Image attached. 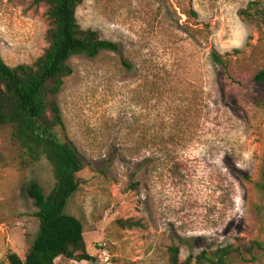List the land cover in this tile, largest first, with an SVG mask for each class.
<instances>
[{"label":"rangeland","instance_id":"374dc122","mask_svg":"<svg viewBox=\"0 0 264 264\" xmlns=\"http://www.w3.org/2000/svg\"><path fill=\"white\" fill-rule=\"evenodd\" d=\"M262 7L264 0L78 6L79 24L118 46L70 57L72 73L55 96L62 116L55 135L88 162L65 212L83 223L95 264H168L170 245L180 261L230 246L225 264H264V107L253 103L264 96L254 80L264 70V15L255 12ZM46 28L42 5L0 0L4 62H33ZM212 51L228 54L226 71ZM19 160L0 130V263L10 252L24 258L38 228L29 181L45 194L54 183L46 160L27 167ZM120 218L143 226L120 228Z\"/></svg>","mask_w":264,"mask_h":264},{"label":"trees","instance_id":"16d2710c","mask_svg":"<svg viewBox=\"0 0 264 264\" xmlns=\"http://www.w3.org/2000/svg\"><path fill=\"white\" fill-rule=\"evenodd\" d=\"M83 0H32L33 5L44 7L47 28L44 33L46 47L29 64L14 67L0 56V130H6L15 147L21 166L27 167L44 159L51 167L53 186L45 194L38 182L31 180L26 186L33 199L38 228L24 258L16 252L7 254L0 264H57L58 260H79L95 264L84 246V226L75 215L65 212L68 199L79 188L78 173L88 166L86 158L70 140H60L55 130L62 125V116L55 96L64 78L72 73L70 57H94L101 51H117L115 42L104 39L99 32L82 27L76 10ZM252 1L248 9L257 6ZM247 9V10H248ZM264 15V7L256 9ZM195 15V14H194ZM233 50V53H237ZM228 54L211 52L212 61L223 70L228 68ZM264 85V70L254 75ZM253 103L264 107V96ZM260 191L264 194V162L260 172ZM120 228L142 227L135 218L117 219ZM230 246L202 251L193 261L191 256L179 260V247L167 248L168 264H225Z\"/></svg>","mask_w":264,"mask_h":264}]
</instances>
